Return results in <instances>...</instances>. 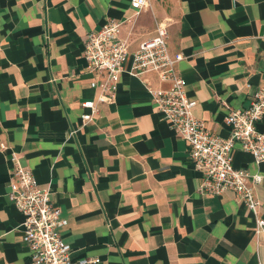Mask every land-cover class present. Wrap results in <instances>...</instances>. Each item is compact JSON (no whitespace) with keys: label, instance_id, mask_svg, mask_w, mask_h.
<instances>
[{"label":"crops","instance_id":"crops-1","mask_svg":"<svg viewBox=\"0 0 264 264\" xmlns=\"http://www.w3.org/2000/svg\"><path fill=\"white\" fill-rule=\"evenodd\" d=\"M108 18L124 20L119 34L130 51L169 23L195 113L221 136L230 131L228 111L250 106L264 86V0H150L139 14L131 0H0V264H32L25 216L8 198L13 152L52 186L75 259L264 264L252 211L232 190L201 192L188 143L145 86L171 82L123 72L115 100L82 122V102L98 93L84 40ZM234 164L264 176V162L240 147ZM256 190L264 216V178Z\"/></svg>","mask_w":264,"mask_h":264},{"label":"built area","instance_id":"built-area-1","mask_svg":"<svg viewBox=\"0 0 264 264\" xmlns=\"http://www.w3.org/2000/svg\"><path fill=\"white\" fill-rule=\"evenodd\" d=\"M149 5L150 0H131L135 14ZM123 21L108 18L101 28L90 31L84 40L83 55L94 74L91 86L98 93L82 102V107L87 109L81 114L82 122L93 120L103 103L115 100L123 72L138 77L147 72L158 73L159 78L171 82V86L154 87L145 80L146 89L157 110L188 143V157L202 173L199 189L205 194L234 191L254 214L255 235L264 241L263 203L256 190L264 176L234 164L237 147L250 152L256 163L264 162V131L258 127V123L264 120V86L259 88L250 106L228 111L225 122L230 131L228 136H221L210 130L195 113L198 100L188 94L187 80L178 66L185 55L172 53L169 48V23L160 22L153 36L130 51L128 39L119 34ZM130 57L131 64L127 66ZM1 147L6 148V144L2 143ZM12 160L14 170L8 198L25 216L23 241L29 248L31 263H98L100 257H73L72 245L64 241L62 233L68 219L53 201L52 186L41 185L33 170L26 167L15 152Z\"/></svg>","mask_w":264,"mask_h":264}]
</instances>
